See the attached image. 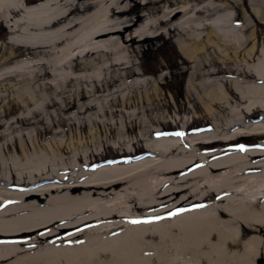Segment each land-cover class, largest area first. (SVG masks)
<instances>
[{
    "label": "bare ground",
    "instance_id": "1",
    "mask_svg": "<svg viewBox=\"0 0 264 264\" xmlns=\"http://www.w3.org/2000/svg\"><path fill=\"white\" fill-rule=\"evenodd\" d=\"M131 3L0 0V23L19 53L13 49L3 60L0 82H9L0 87V101L10 89L26 107L0 124V264H264V148L241 146L228 154L220 148L264 136V118L252 124L244 118L264 112V45L257 56L251 17L244 10L239 26L235 12L214 0L165 4L159 16L136 14L141 5ZM250 3L256 16L264 11V2ZM206 28L212 31L205 36ZM174 30L181 32L182 53L196 64L189 69L188 99L199 98L212 117L215 106L226 103L233 117L193 134L180 119L173 121L174 134L138 119L133 139L122 122L117 148L132 156L141 144L147 155L89 172L81 138L53 132L60 114L138 117L150 111L165 120L152 102L161 99L166 74L149 76L141 64L150 43ZM210 45L212 53L198 56ZM213 58L222 67L199 68ZM134 92L140 105L127 112ZM75 99L92 100L77 105ZM50 109L56 123L46 121ZM105 196L112 200L103 202ZM87 231L95 235L66 246ZM68 233L75 236L66 239Z\"/></svg>",
    "mask_w": 264,
    "mask_h": 264
},
{
    "label": "rangeland",
    "instance_id": "2",
    "mask_svg": "<svg viewBox=\"0 0 264 264\" xmlns=\"http://www.w3.org/2000/svg\"><path fill=\"white\" fill-rule=\"evenodd\" d=\"M29 3H38L43 0H28ZM196 1V0H195ZM217 4L226 5L228 10L234 11L236 14L237 24H244V10L252 19V25L257 31V56L261 47L264 45V11L258 16L254 14V10L251 7L250 0H235L231 2L230 0H214ZM258 6L262 5L264 0H255ZM146 3H149L150 6L145 7ZM184 3V0H132L131 5L140 4L141 8L136 9V14H147L148 16H159L161 13L158 12L163 9L164 5H173V7H180ZM264 7V6H263ZM215 18V17H214ZM215 21V20H212ZM217 21V20H216ZM204 35L211 33V28L204 29ZM178 30H174L169 34H164L158 40L150 43L151 47L149 53L145 58L142 59L141 68L146 72L147 75H157L166 74V79L163 81L165 83L160 88L159 96L161 99H155L152 102L153 106L160 105L162 111L165 113V120H158L150 111L144 115L140 114L138 117H130L126 115L122 117L120 115L111 116L106 114L105 116H99L95 118L93 116L96 111H88L86 113L78 114L75 110L65 112L60 114L62 118L61 126H56L53 132L61 129L62 132L60 136L64 137L66 140H69L71 136H74L76 139L81 138L82 143L79 145L82 151H87L90 154V160L92 161V167L89 172L96 171L97 168L105 167L108 165L118 164L120 161L134 160L137 161L140 158H143L147 155V152L141 148L140 145H136V153L132 156L123 155L122 152L125 146H120L117 148L119 143V128L121 123H126L131 130L129 135L131 139L135 138L138 135L139 126H137L138 119L149 120L151 124L162 127H167L168 134H174L173 121L180 119L183 124L186 121L189 125V131L191 134L197 133L204 130H209L212 126V122L221 123L225 125L227 120L232 118L231 108L224 104H217L215 106L216 115L214 117L210 116L207 112L204 103L199 98H190L188 99L187 95V84L190 78V68L194 67V61L191 62L187 56H185L177 42L179 39ZM10 36L9 29L3 24L0 23V70L4 69L7 64H3V60L11 56L12 50L15 51V55L19 54L17 52L16 46L8 43V37ZM216 42L221 44L222 41L213 36ZM200 44L202 41H199ZM216 49L215 46L210 45L205 48L204 51H200L198 56H204L206 54L212 53ZM21 52V51H20ZM214 59V58H213ZM230 63V62H228ZM221 64V65H219ZM223 62L216 59L211 62L203 61V64L199 67L202 71H208L209 69H214L216 66L222 67ZM84 74L85 71H79V73ZM50 80V79H48ZM9 81L0 82V87H3L4 84H8ZM12 82V81H11ZM10 82V83H11ZM230 91L232 92L231 86H229ZM81 88L85 91H90L91 88L87 84H82ZM15 92L9 89L6 93V99L0 101V124H5L13 119V117L18 116L22 113H25L26 107L23 105L22 101L15 97ZM143 93V91L141 92ZM233 94V92L231 93ZM107 95V93L99 94ZM141 94L134 92L129 102L134 104L133 107L127 109V112H132L134 109L138 108L141 101ZM92 100V99H90ZM90 100H80L75 99L74 103L79 105L83 103H88ZM142 106L147 108L149 102L146 98L142 99ZM207 100H205L206 102ZM239 103L238 97L231 99V104L236 105ZM137 104V107H135ZM164 106V108H163ZM121 107H115V110H121ZM49 115L46 117L47 123L58 121V118L54 114V110H49ZM244 118L248 119L252 124V120L264 118L263 111H255L251 114H244ZM95 122V123H94ZM96 125V126H95ZM34 127V126H33ZM37 128V127H36ZM94 133V134H93ZM93 135L95 138L93 139ZM51 134H47L42 137V140H46L47 137ZM264 136L263 135H251L244 137L239 141H235L232 144H226L221 149L227 150L228 154L232 151L239 149L241 146L244 149H253L259 147L258 149H263ZM127 148V147H126ZM128 150V149H127ZM67 156V155H65ZM84 163H82L83 165ZM200 166H196L194 169H198ZM103 191V190H102ZM111 198L104 197L103 202L111 201ZM198 208L194 209L197 210ZM147 221V220H146ZM116 233V232H114ZM114 233L104 234V237L113 236ZM95 234L92 231L83 232L79 237L71 239L75 236L72 233L65 235L66 239H71L67 247L83 244L90 237Z\"/></svg>",
    "mask_w": 264,
    "mask_h": 264
},
{
    "label": "snow or ice",
    "instance_id": "3",
    "mask_svg": "<svg viewBox=\"0 0 264 264\" xmlns=\"http://www.w3.org/2000/svg\"><path fill=\"white\" fill-rule=\"evenodd\" d=\"M179 135V134H178ZM139 221H133V223H138Z\"/></svg>",
    "mask_w": 264,
    "mask_h": 264
},
{
    "label": "flooded vegetation",
    "instance_id": "4",
    "mask_svg": "<svg viewBox=\"0 0 264 264\" xmlns=\"http://www.w3.org/2000/svg\"><path fill=\"white\" fill-rule=\"evenodd\" d=\"M31 3V2H30Z\"/></svg>",
    "mask_w": 264,
    "mask_h": 264
}]
</instances>
